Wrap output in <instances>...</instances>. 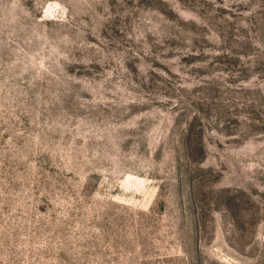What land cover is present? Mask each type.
Listing matches in <instances>:
<instances>
[{"label":"rangeland","instance_id":"374dc122","mask_svg":"<svg viewBox=\"0 0 264 264\" xmlns=\"http://www.w3.org/2000/svg\"><path fill=\"white\" fill-rule=\"evenodd\" d=\"M0 264H264V0H0Z\"/></svg>","mask_w":264,"mask_h":264}]
</instances>
